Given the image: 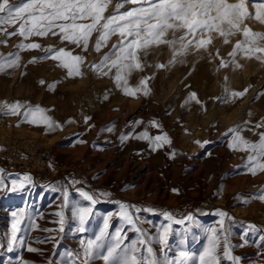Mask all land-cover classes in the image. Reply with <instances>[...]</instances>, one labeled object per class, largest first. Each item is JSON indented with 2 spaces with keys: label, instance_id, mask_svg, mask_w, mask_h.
<instances>
[{
  "label": "rangeland",
  "instance_id": "374dc122",
  "mask_svg": "<svg viewBox=\"0 0 264 264\" xmlns=\"http://www.w3.org/2000/svg\"><path fill=\"white\" fill-rule=\"evenodd\" d=\"M22 2L0 4V264H86L106 217L109 237L127 236L123 248L138 233L120 219V203L155 238L160 260L200 264L216 229L219 264H233L225 242L239 264H264V0H98L92 21L58 20L44 37L9 14ZM71 25L91 26L81 36L62 30ZM17 102L10 114L5 105ZM37 107L60 127L26 122ZM143 131L171 144L152 151L135 138ZM23 176L30 183L12 191ZM84 206L92 211L81 224L73 213Z\"/></svg>",
  "mask_w": 264,
  "mask_h": 264
},
{
  "label": "snow or ice",
  "instance_id": "6c2138e0",
  "mask_svg": "<svg viewBox=\"0 0 264 264\" xmlns=\"http://www.w3.org/2000/svg\"><path fill=\"white\" fill-rule=\"evenodd\" d=\"M134 2V0H133ZM7 0H0V4H6ZM98 0H27V2H22L21 4L15 7V10L9 9V14L11 16L16 15H24L28 18L27 22L30 26V30L33 27V22H35V28L39 29L36 33L41 37L48 35L49 32L53 31V25L56 21H64L69 22L72 20H88L92 21L94 17L100 15L101 9L97 7ZM2 14V13H0ZM5 21V16H0V25H2ZM91 25H71V27H65L63 31H71L75 29L79 32L81 36H83L85 29L90 27ZM22 34V32H21ZM58 34V33H55ZM29 37H25L28 39ZM63 39V38H62ZM71 42L72 37H69ZM39 48L38 44L31 45L27 50H34ZM43 83V82H41ZM52 87L51 85L49 86ZM126 95H131L135 98V93H125ZM147 95V93H144ZM8 108L10 114H18L21 108V105L17 102L13 105H5ZM26 117V122L33 124V125H43L46 127L47 130L51 131L55 128L60 127L59 124L54 123L50 117L45 115L43 109L37 107L35 109L29 108L24 113ZM90 118H85V123L88 122ZM71 121H69L70 123ZM140 123V122H137ZM152 128H159V125L156 121L151 122ZM112 129L109 128L107 131H111ZM127 136L121 137V139H127ZM136 139L140 140H148L150 143V147L152 151H157L160 148L164 147L165 145H170L171 140L167 137L166 134L163 135H156L155 137H149L147 131L141 132L138 136L135 137ZM76 143H81L83 141L76 140ZM201 148H206L207 142L200 145ZM174 156V153L172 154ZM170 156V158H172ZM252 175L257 174L256 172H252ZM31 178L29 176H23L21 181H12V191H16L17 187L23 189L27 183H30ZM71 183H79V181H71ZM3 185H0L2 188ZM60 189L53 188L52 191H59ZM65 200H67V191L65 190ZM79 195L83 197L84 200L89 201L91 203H95V198L93 195L89 194L87 191L81 190ZM107 195V193L103 194ZM256 198V197H254ZM258 198L264 200V194L260 195ZM119 217L124 222L125 225L131 226V230L138 233V236L130 241L127 245L123 248L121 247L124 240L127 239L126 235H122V229H116L115 233L109 237L107 229L109 228V218H105L103 222V229L100 230L99 235L95 236V239H90L87 242L86 247L84 248V257L87 261L91 258H95L97 256L102 257L104 264H175V261H168L160 260L154 254L153 248L150 245V240L155 239L149 237L147 234L143 233L141 229H139L134 221L133 216L129 212V206L125 203L119 204ZM92 211L90 207L84 206L79 207L74 211V215L78 216L81 224L85 221V218L89 215ZM141 209L136 208L135 212L137 216L135 219H139V212ZM143 211L151 212L152 210L149 208H144ZM56 215L60 217L58 221L61 225H63V213L57 212ZM219 215L223 216V213H219ZM12 216L16 217L17 213L12 212ZM164 218L166 220L171 221L173 218L168 214L164 213ZM187 221H192L193 217L191 215L187 216ZM175 223H184V221H174ZM20 220H16L12 224L13 235L11 237V243L15 244L18 237L15 233L18 231V224H20ZM223 228V222L221 221V230ZM46 231H50L46 229ZM61 231H63V227H61ZM80 231L83 232L84 228L81 227ZM212 235L207 237L208 243L203 248V251L199 254V262L200 264H219V260L216 256L217 248L220 247L221 241L219 239V235L216 229L210 230ZM169 232V227H164L163 231L159 233V243L160 245L168 244L167 235ZM264 240V237L261 238ZM110 241H114L115 243H110ZM42 242V241H38ZM144 246L143 251L146 252V256L140 255L138 256L137 253L142 251L141 248H138L137 245ZM243 246V245H239ZM11 250V249H10ZM29 252L37 251L34 248L29 247ZM224 256L230 260H232L233 264H239L240 258L239 257H232L229 251V247L227 242L224 243ZM106 253V254H105ZM189 253L186 251L179 252V258L187 259Z\"/></svg>",
  "mask_w": 264,
  "mask_h": 264
},
{
  "label": "bare ground",
  "instance_id": "6f19581e",
  "mask_svg": "<svg viewBox=\"0 0 264 264\" xmlns=\"http://www.w3.org/2000/svg\"><path fill=\"white\" fill-rule=\"evenodd\" d=\"M75 153V152H74ZM90 160V159H89ZM142 171V170H141ZM146 174V173H145ZM148 175V174H147ZM257 255V254H256Z\"/></svg>",
  "mask_w": 264,
  "mask_h": 264
}]
</instances>
